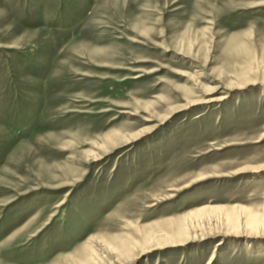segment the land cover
I'll use <instances>...</instances> for the list:
<instances>
[{"label": "rangeland", "instance_id": "rangeland-1", "mask_svg": "<svg viewBox=\"0 0 264 264\" xmlns=\"http://www.w3.org/2000/svg\"><path fill=\"white\" fill-rule=\"evenodd\" d=\"M0 264H264V0H0Z\"/></svg>", "mask_w": 264, "mask_h": 264}]
</instances>
